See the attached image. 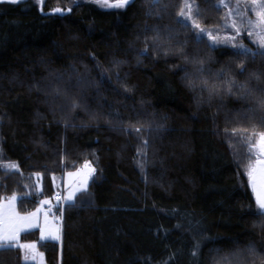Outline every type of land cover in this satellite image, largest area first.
<instances>
[{
	"label": "trees",
	"instance_id": "obj_1",
	"mask_svg": "<svg viewBox=\"0 0 264 264\" xmlns=\"http://www.w3.org/2000/svg\"><path fill=\"white\" fill-rule=\"evenodd\" d=\"M90 1L0 2V201L17 196L28 214L54 196L52 177L93 171L57 207L60 243L37 230L19 242L45 264H264L246 176L264 133V55L198 41L179 17L186 0ZM191 1L196 22L223 26L221 0Z\"/></svg>",
	"mask_w": 264,
	"mask_h": 264
},
{
	"label": "rangeland",
	"instance_id": "obj_2",
	"mask_svg": "<svg viewBox=\"0 0 264 264\" xmlns=\"http://www.w3.org/2000/svg\"><path fill=\"white\" fill-rule=\"evenodd\" d=\"M25 0H0V2L18 3ZM41 10L45 0H32ZM132 1V0H131ZM117 0H91L101 10L112 11L121 10L124 7H113L119 3ZM189 3H194L188 0ZM264 3V0H221L220 6L224 11L225 19L223 26H218L217 29L203 27L194 19L195 9L193 14L186 19L185 16L179 15L180 19L194 28V32L198 34L200 29H204L202 37L208 39V42L213 47L229 46L241 51V46L249 51L255 49L264 52V24H260V18L264 15V8L258 5ZM185 13L188 9L186 1L183 6ZM223 22V21H222ZM195 25H199L196 27ZM215 42H214V39ZM258 138V136H257ZM255 161L249 168L247 176V184L255 203L256 209L257 197L264 199V152L259 149H253ZM251 171V178L249 173ZM93 171L87 165H83L79 169L65 172L62 176L52 177L55 194L51 198H43L36 209L28 214H19L16 211V202L18 199H13L10 196L5 197L0 201V236H11L37 230L39 239L42 241H51L60 243L61 240V225L60 216L56 214L57 207L62 203H72L75 196L88 189ZM37 191H41L40 178H37ZM68 197H72L71 200ZM18 198V197H17ZM49 208V210H47ZM260 212V211H259ZM59 237V239H53ZM18 244L29 245L30 247L21 248L22 262L27 264H45L43 255L36 249L32 243Z\"/></svg>",
	"mask_w": 264,
	"mask_h": 264
},
{
	"label": "snow or ice",
	"instance_id": "obj_3",
	"mask_svg": "<svg viewBox=\"0 0 264 264\" xmlns=\"http://www.w3.org/2000/svg\"><path fill=\"white\" fill-rule=\"evenodd\" d=\"M104 2L106 3L107 0H104ZM129 2H131V0H120L119 3L115 4V5H110L113 7H124L126 6ZM155 2V0H154ZM186 7L188 9L187 14L185 13L184 9H181L180 15L181 16H185L186 19L189 18L193 12V8L194 5L189 3L188 0H186ZM258 7L260 8H264V3L258 5ZM198 14V13H197ZM186 19H185V23H186ZM260 24H264V15L261 16ZM196 27H199V25H195ZM204 32V29H200V32L197 34V40H201L202 39V33ZM214 39V38H213ZM215 42V39H214ZM248 49H244L243 46H241V51L237 52V55H247L248 54ZM260 55H264V52L259 53ZM243 66L241 65V71H243ZM200 71H203V69H200ZM235 82L233 81H229L230 85H234ZM239 87L243 88V85H240ZM232 89L229 88V91H231ZM258 103H260L262 106H264V97H261L258 99ZM139 131V129H138ZM251 148L253 149H259L260 152H264V133H260L258 134V138L256 140V143L254 145H250ZM10 167L12 168H16V165H11ZM249 176L251 178V171L249 173ZM13 199H18L17 197H13ZM69 200L72 199V197H68ZM257 205H258V209L260 211L261 214H264V199H261L259 196L257 197ZM19 239V235L18 234H14L11 236H0V252H4V251H10L13 248L19 247V248H27L30 247L29 245H23V244H18L16 241H18ZM53 239H59V237H53ZM26 264H27V258H26Z\"/></svg>",
	"mask_w": 264,
	"mask_h": 264
},
{
	"label": "bare ground",
	"instance_id": "obj_4",
	"mask_svg": "<svg viewBox=\"0 0 264 264\" xmlns=\"http://www.w3.org/2000/svg\"><path fill=\"white\" fill-rule=\"evenodd\" d=\"M94 4V3H93Z\"/></svg>",
	"mask_w": 264,
	"mask_h": 264
},
{
	"label": "crops",
	"instance_id": "obj_5",
	"mask_svg": "<svg viewBox=\"0 0 264 264\" xmlns=\"http://www.w3.org/2000/svg\"><path fill=\"white\" fill-rule=\"evenodd\" d=\"M255 204V203H254Z\"/></svg>",
	"mask_w": 264,
	"mask_h": 264
}]
</instances>
